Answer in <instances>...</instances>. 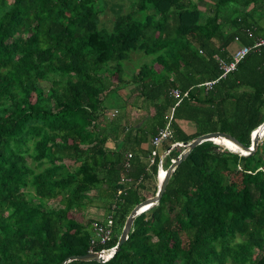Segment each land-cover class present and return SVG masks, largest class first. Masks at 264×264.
Masks as SVG:
<instances>
[{"label":"trees","instance_id":"16d2710c","mask_svg":"<svg viewBox=\"0 0 264 264\" xmlns=\"http://www.w3.org/2000/svg\"><path fill=\"white\" fill-rule=\"evenodd\" d=\"M102 13L96 0H0V264L117 247L158 194L151 141L169 123L165 149L217 132L251 147L264 124V47L226 78L218 61L264 38V0H133L109 30ZM124 176L136 185L118 197ZM94 198L105 219H88ZM110 215L112 240L92 245ZM69 264H264V137L250 156L197 146L115 256Z\"/></svg>","mask_w":264,"mask_h":264},{"label":"built area","instance_id":"2783aa9c","mask_svg":"<svg viewBox=\"0 0 264 264\" xmlns=\"http://www.w3.org/2000/svg\"><path fill=\"white\" fill-rule=\"evenodd\" d=\"M248 33L250 34V31H248ZM237 40L239 39L237 38ZM262 47H264V38L257 39L253 46H243L242 48L236 50L234 53L233 59L231 61H226L224 59H218L220 70L223 73L221 78H226L227 75L235 72L240 62L247 55H249L253 51L260 50ZM218 81L208 82L204 84V86L206 87L207 91H209L213 88V86ZM171 95L179 101L177 103V105H179L181 100L187 94H185L183 97L180 90L174 89L171 91ZM174 110L175 109L173 108L172 112H174ZM117 113L118 111H116L115 113H112L111 117H115ZM172 135H173V132H172V129L169 123L165 128L161 129L158 135L155 136L151 141L152 150L149 156V162H150L151 167L156 164L158 166V171H157V174L155 175V179H156L159 189L168 172V169L166 168V159L170 156L171 151H173L175 149L174 147L176 146L185 148V144L177 143V144L171 145L169 149H165L164 145L172 138ZM131 158H132V154H129L128 159H131ZM174 161L175 160H173V162ZM125 166H126L127 171L131 170L130 162H127ZM162 173H165V176L161 179ZM121 185L123 188L119 190L118 197L122 196L128 188H131L132 186L136 185V182L132 178L124 176L121 178ZM152 208H153V205L144 207L143 209L139 211V216L144 213L149 212ZM114 226H115V221L112 215L108 216L106 221L94 224L95 238L92 241V245L99 244L101 246H106L112 240L114 236ZM115 251H116V247L110 248V249H103L100 252H103V254L112 253V257H113ZM91 252H96V251L92 249L90 250L89 253ZM110 259L106 260V262H108Z\"/></svg>","mask_w":264,"mask_h":264},{"label":"water","instance_id":"95a60500","mask_svg":"<svg viewBox=\"0 0 264 264\" xmlns=\"http://www.w3.org/2000/svg\"><path fill=\"white\" fill-rule=\"evenodd\" d=\"M263 137H264V124L258 130L253 132L251 136V140H252L251 147H246L242 145L237 139H235L231 135L226 134V133H221V132L205 134V135L199 136L198 138L193 140L191 143H184L185 144L184 151L180 154V156L174 162H172L171 166L168 168L167 175L160 186L158 194L152 199L146 200L145 202L139 204L131 212L130 216L127 219L125 227L122 231V234L119 238V242L117 244L116 251L113 256H115V254L119 252L121 250V247L127 242L129 235L132 232L133 225L136 219L139 217V211L146 206L153 205V207H155L160 204L173 173L176 171L179 165L186 160L189 154L197 146L203 144L204 142H217V140H220V139L228 140V141L235 143L240 149V152H236V151H232L228 149L229 151L240 154L242 156H250V155L255 154L259 146V143ZM177 147L179 146H176L174 148H177ZM103 256H104L103 252H91L86 255L71 256L67 258L62 264H69L73 261L106 263V260H104Z\"/></svg>","mask_w":264,"mask_h":264},{"label":"rangeland","instance_id":"374dc122","mask_svg":"<svg viewBox=\"0 0 264 264\" xmlns=\"http://www.w3.org/2000/svg\"><path fill=\"white\" fill-rule=\"evenodd\" d=\"M132 1L133 0H96L97 4L99 5V7L102 8L103 13H102V20L107 21L106 24L103 26L101 25L102 29H110L113 27V23L115 21V19L123 14L129 13L130 12V8L132 5ZM140 62H138L139 64H141L142 62L145 61V59H139ZM149 61V60H147ZM137 63V66L139 65ZM130 68H132V66H129ZM121 112V110H120ZM140 113H135L134 117L139 116ZM132 118V115H131ZM68 164H72L71 162L67 161ZM94 196V195H93ZM152 195H150V199H152ZM143 199V198H142ZM143 200H140L139 204L142 202ZM94 202L95 204L91 205L89 210H88V219H93L95 217H99V218H106V214H105V210L103 209L102 204L100 203V201L97 198H94ZM138 206V204L136 205ZM135 206V207H136ZM134 207V208H135ZM104 220H101L100 222H103Z\"/></svg>","mask_w":264,"mask_h":264},{"label":"bare ground","instance_id":"6f19581e","mask_svg":"<svg viewBox=\"0 0 264 264\" xmlns=\"http://www.w3.org/2000/svg\"><path fill=\"white\" fill-rule=\"evenodd\" d=\"M219 142L220 145L224 146L226 149H229V150H232V151H236V152H240V149L239 147L231 142V141H228V140H217V143ZM165 176V173H162L161 175V179ZM104 260H108L112 257V253H104Z\"/></svg>","mask_w":264,"mask_h":264},{"label":"crops","instance_id":"0c3cea01","mask_svg":"<svg viewBox=\"0 0 264 264\" xmlns=\"http://www.w3.org/2000/svg\"><path fill=\"white\" fill-rule=\"evenodd\" d=\"M116 111H118V110H113V111H110V112H111V113H115ZM129 111L131 112V115H132L131 120L133 121V123L137 122L138 119H139L140 117H142V115H143V112H141V111H137V110L131 111L130 109H129ZM122 113H123V111L121 110L120 114H122ZM135 113H140V114H139V116L134 117V114H135ZM118 115H119V111H118L117 115H116L115 117H112V118H116ZM131 115H130V117H131ZM145 121H146V120H144V122H145ZM144 122H143V123H144ZM108 146H109L110 148H115V143H114L113 141H112V142H109V143H108ZM147 147L150 148V145H148Z\"/></svg>","mask_w":264,"mask_h":264}]
</instances>
